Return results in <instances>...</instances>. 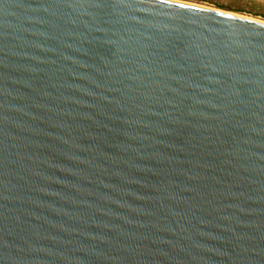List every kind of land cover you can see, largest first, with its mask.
I'll return each instance as SVG.
<instances>
[{
	"label": "water",
	"instance_id": "obj_1",
	"mask_svg": "<svg viewBox=\"0 0 264 264\" xmlns=\"http://www.w3.org/2000/svg\"><path fill=\"white\" fill-rule=\"evenodd\" d=\"M0 264H264V21L0 0Z\"/></svg>",
	"mask_w": 264,
	"mask_h": 264
},
{
	"label": "rangeland",
	"instance_id": "obj_2",
	"mask_svg": "<svg viewBox=\"0 0 264 264\" xmlns=\"http://www.w3.org/2000/svg\"><path fill=\"white\" fill-rule=\"evenodd\" d=\"M264 20V0H183Z\"/></svg>",
	"mask_w": 264,
	"mask_h": 264
},
{
	"label": "bare ground",
	"instance_id": "obj_3",
	"mask_svg": "<svg viewBox=\"0 0 264 264\" xmlns=\"http://www.w3.org/2000/svg\"><path fill=\"white\" fill-rule=\"evenodd\" d=\"M183 1V0H181ZM188 3H191V4H196V5H200V6H203V7H208V8H212V9H217V10H221L219 8H216V7H213V6H207L205 4H198V3H194V2H189V1H186ZM221 11H225V10H221ZM225 12H228V13H231V14H234V15H237V16H242V17H246V18H250V19H254V20H258V21H264V20H259L257 18H253V17H250V16H245V15H241L239 13H234V12H230V11H225Z\"/></svg>",
	"mask_w": 264,
	"mask_h": 264
}]
</instances>
